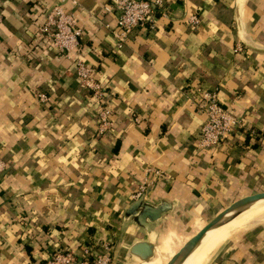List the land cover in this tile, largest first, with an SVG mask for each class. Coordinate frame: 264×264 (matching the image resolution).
Here are the masks:
<instances>
[{"label": "crops", "instance_id": "1", "mask_svg": "<svg viewBox=\"0 0 264 264\" xmlns=\"http://www.w3.org/2000/svg\"><path fill=\"white\" fill-rule=\"evenodd\" d=\"M55 3L82 28L70 58L39 31ZM0 13V264H42L99 241L112 245L110 264H140L128 248L147 233L126 211L147 173L144 199L171 208L152 222L156 239L164 233L144 264H163L193 233L179 239L172 223L200 228L199 216L264 189V53L247 46L264 48V0H164L154 27H135L120 48L113 0H0ZM77 58L105 85L114 122L104 133ZM204 90L241 122L200 148ZM202 264H264V225L222 241Z\"/></svg>", "mask_w": 264, "mask_h": 264}, {"label": "built area", "instance_id": "2", "mask_svg": "<svg viewBox=\"0 0 264 264\" xmlns=\"http://www.w3.org/2000/svg\"><path fill=\"white\" fill-rule=\"evenodd\" d=\"M163 1L113 0V6L118 10L115 25L110 28L114 46L122 47L135 27L153 28L156 5H162ZM188 22L196 24L199 22V18L193 14L188 18ZM39 31L46 39H50L58 52L70 58L72 52L79 45L82 28L77 24L72 12L66 11L62 4L55 3L48 10ZM239 48L238 46L236 49ZM74 66L79 84L88 90L91 101L96 106L97 131L104 133L114 122L112 108L107 102L105 85L98 77L96 68L90 63L77 58ZM38 96L42 100L46 99L43 92L38 93ZM201 96L204 101L205 116L200 127L197 144L200 148H207L228 139L241 120L232 109L219 99L217 91L204 90ZM2 168L3 162L0 160V171ZM154 174L161 175V171L155 169ZM149 182L147 173L134 196H139ZM111 261V243L99 241L96 244H82L79 249L55 250L42 264H110Z\"/></svg>", "mask_w": 264, "mask_h": 264}, {"label": "water", "instance_id": "3", "mask_svg": "<svg viewBox=\"0 0 264 264\" xmlns=\"http://www.w3.org/2000/svg\"><path fill=\"white\" fill-rule=\"evenodd\" d=\"M247 46L253 51L264 53V48L260 49L248 44ZM260 199H264V189L251 191L231 200L209 217L200 228L184 239L177 250L163 264H181L188 254L199 244L209 229L217 223L229 219L249 204ZM170 208L171 203L166 200H162L156 204L146 201L144 199V193L140 194L129 205L126 211L127 214H133L135 223L147 233V238L136 239L128 248L129 253L133 255L136 261L148 260L153 257L155 244L157 243V234L152 229V222L159 220L162 213Z\"/></svg>", "mask_w": 264, "mask_h": 264}, {"label": "bare ground", "instance_id": "4", "mask_svg": "<svg viewBox=\"0 0 264 264\" xmlns=\"http://www.w3.org/2000/svg\"><path fill=\"white\" fill-rule=\"evenodd\" d=\"M263 220L264 199H260L249 204L229 219L219 222L212 227L205 236L202 237L199 244L189 253L184 264H202L222 241L229 239L238 231L257 222H262ZM154 255L148 260H140L136 262L140 264L147 263L154 258Z\"/></svg>", "mask_w": 264, "mask_h": 264}, {"label": "rangeland", "instance_id": "5", "mask_svg": "<svg viewBox=\"0 0 264 264\" xmlns=\"http://www.w3.org/2000/svg\"><path fill=\"white\" fill-rule=\"evenodd\" d=\"M227 203H224V204H222V205H220L219 206V208L217 209V210H213V211H211V214L209 213V216H212L215 212H217L219 209H221L223 206H225ZM204 216V215H203ZM209 216L208 217H206V216H204V217H202V216H199L198 218H199V222L201 221V222H205L208 218H209ZM259 224H263L264 225V220L262 221V222H257V223H255V224H253V225H259ZM169 228H174L175 229V231L177 232V234H179V239H183V237H185L186 235H187V233H189V232H194L195 230H197L198 228H197V223H194V220L191 218V219H183V222L182 223H177L176 225H174L173 223L171 224V225H169L168 226V228L167 229H169ZM166 229V230H167ZM242 230H244V229H242ZM242 230H240V231H238V232H241ZM237 232V233H238ZM162 233H164V231L162 232ZM162 233H160L159 235H158V239H159V236L162 234ZM158 239H157V241H158ZM181 242H183V240L181 241ZM179 245H180V243H179ZM123 262H121V264H126L127 262H128V258H123Z\"/></svg>", "mask_w": 264, "mask_h": 264}, {"label": "trees", "instance_id": "6", "mask_svg": "<svg viewBox=\"0 0 264 264\" xmlns=\"http://www.w3.org/2000/svg\"><path fill=\"white\" fill-rule=\"evenodd\" d=\"M89 243H91V242H89Z\"/></svg>", "mask_w": 264, "mask_h": 264}]
</instances>
